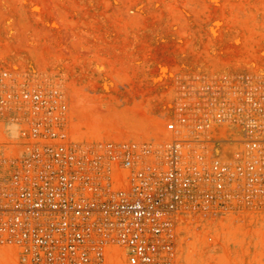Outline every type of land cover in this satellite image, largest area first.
Returning a JSON list of instances; mask_svg holds the SVG:
<instances>
[{"label":"built area","instance_id":"2783aa9c","mask_svg":"<svg viewBox=\"0 0 264 264\" xmlns=\"http://www.w3.org/2000/svg\"><path fill=\"white\" fill-rule=\"evenodd\" d=\"M197 81L177 117L83 143L59 88L0 73V264H177L181 219L264 210V96Z\"/></svg>","mask_w":264,"mask_h":264},{"label":"rangeland","instance_id":"374dc122","mask_svg":"<svg viewBox=\"0 0 264 264\" xmlns=\"http://www.w3.org/2000/svg\"><path fill=\"white\" fill-rule=\"evenodd\" d=\"M0 73L59 88L72 141L130 139L192 78L264 96V0H0ZM177 241V264H264V210L181 219Z\"/></svg>","mask_w":264,"mask_h":264}]
</instances>
